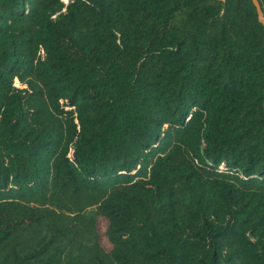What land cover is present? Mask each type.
<instances>
[{"label":"trees","instance_id":"trees-1","mask_svg":"<svg viewBox=\"0 0 264 264\" xmlns=\"http://www.w3.org/2000/svg\"><path fill=\"white\" fill-rule=\"evenodd\" d=\"M0 264H264L251 0H0Z\"/></svg>","mask_w":264,"mask_h":264},{"label":"rangeland","instance_id":"rangeland-1","mask_svg":"<svg viewBox=\"0 0 264 264\" xmlns=\"http://www.w3.org/2000/svg\"><path fill=\"white\" fill-rule=\"evenodd\" d=\"M61 1H62L63 3H65V5H66V4L69 3L70 0H61ZM262 19L264 20L263 15H262ZM15 80H16V79H15ZM15 80L13 81V86H14V87H17V88H23V87H25V85L20 84L19 82H18V84H16ZM106 226H107V221H106L105 219H102V220L99 221V223H98V231H99V233H100V235H101V237H100V244H101V246H102L106 251H108V250L111 249V245L108 243V241H107V239H106V237H105Z\"/></svg>","mask_w":264,"mask_h":264},{"label":"water","instance_id":"water-1","mask_svg":"<svg viewBox=\"0 0 264 264\" xmlns=\"http://www.w3.org/2000/svg\"><path fill=\"white\" fill-rule=\"evenodd\" d=\"M251 2H252L253 6L256 9V13H257L259 21L261 22V24L264 27V20L262 19V10H261V7H260V4H259L258 0H251Z\"/></svg>","mask_w":264,"mask_h":264}]
</instances>
